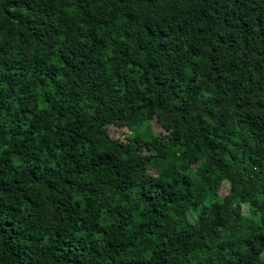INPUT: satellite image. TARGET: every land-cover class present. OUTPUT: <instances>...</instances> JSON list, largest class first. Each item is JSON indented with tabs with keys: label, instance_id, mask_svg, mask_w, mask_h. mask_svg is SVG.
Segmentation results:
<instances>
[{
	"label": "trees",
	"instance_id": "1",
	"mask_svg": "<svg viewBox=\"0 0 264 264\" xmlns=\"http://www.w3.org/2000/svg\"><path fill=\"white\" fill-rule=\"evenodd\" d=\"M263 253L264 0H0V264Z\"/></svg>",
	"mask_w": 264,
	"mask_h": 264
},
{
	"label": "rangeland",
	"instance_id": "2",
	"mask_svg": "<svg viewBox=\"0 0 264 264\" xmlns=\"http://www.w3.org/2000/svg\"><path fill=\"white\" fill-rule=\"evenodd\" d=\"M151 128H152V131L154 132V134H157V133H160V131H163L161 125L158 124L155 120L152 121ZM109 132H110V134L113 137L119 138V139L127 138L126 135L129 133V131H127L125 129H117V128H114V127H110L109 128ZM129 134H131V132ZM152 172H154V171H152ZM227 187H228V182H225L223 184V187H222V190H221L222 194L226 193ZM242 210H243L244 214H246V215H250L251 214V208H250V206L248 204H243ZM263 258H264V253H263Z\"/></svg>",
	"mask_w": 264,
	"mask_h": 264
}]
</instances>
